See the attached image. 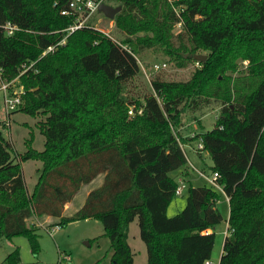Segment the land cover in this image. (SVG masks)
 <instances>
[{
  "label": "trees",
  "instance_id": "obj_1",
  "mask_svg": "<svg viewBox=\"0 0 264 264\" xmlns=\"http://www.w3.org/2000/svg\"><path fill=\"white\" fill-rule=\"evenodd\" d=\"M68 3L0 0L2 78L22 87L17 111L44 117L43 148L29 144L15 157L0 123V234H24L36 252L31 216H51L58 226L96 218L110 241V264H133L128 228L137 216L145 264H208L215 239L208 230L223 218L219 191L189 185L182 210L168 216L167 208L179 183L171 172L187 163L172 128L183 112L215 104L214 127L200 136L228 197L218 264H264V0H119L113 20L121 44L90 23L57 44L74 21L61 14ZM7 23L16 26L10 35ZM122 45L134 54L162 51L178 67L194 63L198 50L207 57L189 79H154L148 94L129 98L124 84L140 67ZM237 59L248 60V73L231 79L226 71ZM27 160L41 163L30 192L21 166ZM99 174L102 183L64 214L81 185ZM18 258L15 249L6 261Z\"/></svg>",
  "mask_w": 264,
  "mask_h": 264
},
{
  "label": "rangeland",
  "instance_id": "obj_2",
  "mask_svg": "<svg viewBox=\"0 0 264 264\" xmlns=\"http://www.w3.org/2000/svg\"><path fill=\"white\" fill-rule=\"evenodd\" d=\"M105 2L117 6L119 0H105ZM88 22L96 29L106 31L119 40L124 36L115 27L114 20L105 17L99 11L94 12ZM180 31L181 25L176 23L173 32L178 33ZM198 54L206 55L207 52L198 50ZM137 57L144 68H140L139 74L124 84L123 95L129 98H142L143 95L148 94L151 91V81L154 79L185 81L190 78L194 68L200 66L195 60L194 63H189L185 67H178L170 56L151 48L137 53ZM163 63L166 64L164 68L157 71L152 69L154 64L161 65ZM248 63L247 59H237L236 69L234 71L228 70L226 74L231 79L246 75L248 73ZM12 82V87H21L15 79ZM218 112L219 107L215 104L194 113L185 111L179 118L177 128H172L190 160L188 159L187 163L181 168L172 171L171 175L175 176L181 170L187 168L192 180L190 182L186 180L181 194L174 195L167 208L168 216H173L182 210L186 203L189 185H210L204 176L199 175L198 171H203L206 175L211 176L212 159L204 148L200 152H197L196 149L198 144L201 143L200 134L214 127ZM128 116L131 118L133 114L129 115L128 113ZM43 119L42 115L31 117L17 110L8 113L4 105L3 92L0 90L1 130L4 138L10 144L9 150L13 157L26 151L29 144L37 150L43 148L44 135L40 132L38 125ZM189 162L195 169L190 166ZM21 166L25 186L27 191L30 192L40 174L41 163L37 160H27L21 162ZM102 179L103 174H99L89 183L82 184L72 201L68 202L66 209L65 205L67 203L64 205V214H72L77 210L84 203L86 195L102 183ZM218 191L217 206L223 218L213 227L215 239L208 264H218L225 231L227 230L228 200L221 190ZM56 220V218L46 220L44 216H31L26 220L28 225L37 227L38 248L36 252L32 251L30 240L26 235L18 234L8 237L0 234V264H8L6 257L9 253H13L15 249H17L19 258L11 264H110V241L102 235L104 229L98 219H79L65 225H57L58 228L50 234L45 227L56 226L53 224ZM128 243L133 253V264H145L147 250L145 243L140 238L137 216L129 224Z\"/></svg>",
  "mask_w": 264,
  "mask_h": 264
},
{
  "label": "built area",
  "instance_id": "obj_3",
  "mask_svg": "<svg viewBox=\"0 0 264 264\" xmlns=\"http://www.w3.org/2000/svg\"><path fill=\"white\" fill-rule=\"evenodd\" d=\"M100 2H105V0H69V5L67 9H63L61 10V14L63 15H73L74 16V21L72 24H70L68 27H66L63 31L65 32L63 38L57 43V44H63L67 38L68 35H70L72 32H74L77 29H80L82 27H84L85 25L89 24V18L91 17V15L98 11V5ZM106 3V2H105ZM178 14V9L174 8ZM178 25H181V22H178ZM16 29V26H13L9 23L4 25V30L5 33L7 35H10L13 33V31ZM102 31V30H101ZM102 33L105 36L110 37L113 41H115L118 44H121L120 40L117 38H114L112 35H110L108 32L106 31H102ZM51 45L49 47H47V49H45L43 51V55L46 54L47 52L53 51L56 47V45ZM123 48L125 50H127L129 53H131L137 60L139 67L140 68H144L142 63L139 61L137 54H134L129 47H127L126 45H122ZM166 66L165 63L159 65V64H154L153 65V70L157 71L159 69H162ZM0 79H1V85H0V90H2L3 92V100H4V105L6 110L8 111H14L18 108V106L21 104L22 100H21V93H22V87H12L13 82L12 81H5L2 78V69L0 68ZM138 112H141V110H139ZM129 115H131L133 112L132 110H128ZM182 147V146H181ZM203 143H202V139H201V143L198 144L196 151L200 152L203 149ZM183 149V148H182ZM184 150V149H183ZM185 153V151H184ZM186 155V153H185ZM187 157V156H186ZM188 161V158H187ZM190 166H192L194 169L195 167L189 162ZM197 170V169H196ZM199 175L204 176L209 184L214 187L217 190H222V186L220 184L217 183V178L219 177V174L217 172H212L211 176L206 175L203 171H198ZM178 186L175 189V194H181L184 186H185V181H183L182 179L178 180ZM224 193V192H223ZM226 196V195H225ZM226 199L228 200V197L226 196ZM47 229V231L52 234V232L58 228V226H52V227H45ZM225 235L228 233V229L225 231ZM208 263V261H207Z\"/></svg>",
  "mask_w": 264,
  "mask_h": 264
},
{
  "label": "water",
  "instance_id": "obj_4",
  "mask_svg": "<svg viewBox=\"0 0 264 264\" xmlns=\"http://www.w3.org/2000/svg\"><path fill=\"white\" fill-rule=\"evenodd\" d=\"M120 10H121V5L113 6L105 2H100L98 5V11L109 19H114L115 14H117ZM194 59L199 63L206 59V55L196 54L194 55Z\"/></svg>",
  "mask_w": 264,
  "mask_h": 264
},
{
  "label": "crops",
  "instance_id": "obj_5",
  "mask_svg": "<svg viewBox=\"0 0 264 264\" xmlns=\"http://www.w3.org/2000/svg\"><path fill=\"white\" fill-rule=\"evenodd\" d=\"M188 158V157H187ZM189 159V158H188ZM190 160V159H189ZM175 176H177V180L182 179L183 181L186 182V180H189V182L192 180V178L190 177L191 175L189 174L188 169H184L181 170L178 174H176ZM68 207V203L65 205V209ZM44 219L46 220H51L53 219V217L51 216H44ZM54 222V221H53ZM213 229H209L208 231H211Z\"/></svg>",
  "mask_w": 264,
  "mask_h": 264
}]
</instances>
